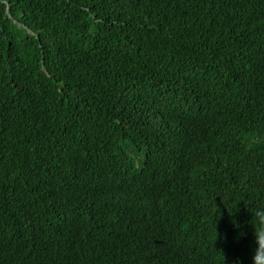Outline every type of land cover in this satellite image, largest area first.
Wrapping results in <instances>:
<instances>
[{
  "label": "trees",
  "instance_id": "1",
  "mask_svg": "<svg viewBox=\"0 0 264 264\" xmlns=\"http://www.w3.org/2000/svg\"><path fill=\"white\" fill-rule=\"evenodd\" d=\"M264 0H0V264H253Z\"/></svg>",
  "mask_w": 264,
  "mask_h": 264
},
{
  "label": "clouds",
  "instance_id": "2",
  "mask_svg": "<svg viewBox=\"0 0 264 264\" xmlns=\"http://www.w3.org/2000/svg\"><path fill=\"white\" fill-rule=\"evenodd\" d=\"M258 227H255L256 249L252 257L253 264H264V210L254 213Z\"/></svg>",
  "mask_w": 264,
  "mask_h": 264
}]
</instances>
